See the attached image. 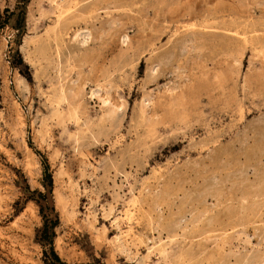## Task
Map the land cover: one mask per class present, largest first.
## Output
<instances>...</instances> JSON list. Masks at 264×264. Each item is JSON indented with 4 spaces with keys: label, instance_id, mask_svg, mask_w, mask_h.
<instances>
[{
    "label": "rangeland",
    "instance_id": "1",
    "mask_svg": "<svg viewBox=\"0 0 264 264\" xmlns=\"http://www.w3.org/2000/svg\"><path fill=\"white\" fill-rule=\"evenodd\" d=\"M34 191L67 264H264V0H0V264Z\"/></svg>",
    "mask_w": 264,
    "mask_h": 264
},
{
    "label": "trees",
    "instance_id": "2",
    "mask_svg": "<svg viewBox=\"0 0 264 264\" xmlns=\"http://www.w3.org/2000/svg\"><path fill=\"white\" fill-rule=\"evenodd\" d=\"M17 26L20 27V25ZM46 176L50 180V175L47 174ZM34 192L38 194L39 199H36V202L39 204L40 213L43 218V225L38 230V237L41 245L48 247V250H44V264H67L58 257L52 247L53 228L56 224V216L49 213V211L53 212V207L47 200L46 194L39 191Z\"/></svg>",
    "mask_w": 264,
    "mask_h": 264
},
{
    "label": "bare ground",
    "instance_id": "3",
    "mask_svg": "<svg viewBox=\"0 0 264 264\" xmlns=\"http://www.w3.org/2000/svg\"><path fill=\"white\" fill-rule=\"evenodd\" d=\"M81 6H82V5H81ZM92 7H93V4H90V5H87V6L81 7L82 9H81L80 11H78L76 15H75L76 12L73 11V12H74V13H73L74 15L72 14L71 18H69V17L67 18V17H66L65 19L62 18V16H61V15L64 13L63 10H62V11L60 12L59 16H58L57 19H56V22H55L56 24H55V26H54L53 29H52V34H53V32H54V33H57L58 30H61L62 27H63V24H64V23H70L71 20H74L75 18H79V17L82 16L85 12H87V11L90 12V9H91ZM76 8H79V7L77 6ZM61 9H62V8H61ZM66 10H67V9H66ZM66 10H65V11H66ZM68 10H69V9H68ZM72 10H74V9H72ZM92 12H93V11H92ZM67 13H68V12H67ZM65 14H66V13H65ZM65 14H64V15H65ZM87 15H88V14H87ZM68 16H69V15H68ZM81 18H82V17H81ZM79 20H80V18H79ZM77 21H78V20H77ZM77 21H75V22H77ZM61 23H62V24H61ZM67 25H68V24H67ZM51 28H52V27H51ZM54 35H55V34H54ZM57 35H59V34H57ZM60 35H61V34H60ZM57 38H58V37H57ZM59 38H60V37H59ZM56 40H57V39H56ZM185 46H186V45H185ZM42 50H43V49H42ZM40 52H41V50H40ZM42 52H43V51H42ZM46 52H47V51H46ZM53 53H54V52H53ZM45 61H46V60H45ZM46 62H48V61H46ZM49 63H50V62H49ZM152 69H153V68H152ZM94 91H95V90H94ZM62 95H63V94H62ZM204 152H205V151H204ZM256 194H257V193H256ZM254 195H255V194H254ZM76 199H77V198H76ZM136 203H137V202H136ZM142 208H143V207H142ZM138 211H139V210H138ZM144 211H145V210H144ZM140 213H141V212H140ZM141 214H142V213H141ZM141 214H140V215H141ZM147 214H148V213H147ZM145 217H146V216H145ZM134 218H135V217H134ZM146 218H148V217H146ZM160 219H161V218H160ZM90 221H91V220H90ZM160 221H161V220H160ZM160 221H159V222H160ZM162 221H164V219H162ZM102 227H103V226H102ZM146 229H147V228H146ZM140 232H141V231H140ZM97 233H98V232H97ZM104 233H105V230H104L103 228H102V230L100 229V235H101L100 237H103ZM97 235H98V234H97ZM136 235H137V234H136ZM98 236H99V235H98ZM98 236H97V237H98ZM137 236H138V235H137ZM152 236H153V235H152ZM114 237H115V236H114ZM112 238H113V237H112ZM143 238H144V237H143ZM215 239H216V238H215ZM97 240H99V239L97 238ZM115 240L117 241L118 238H115ZM120 242H121V241H120ZM120 244H121V243H120ZM123 245H124V244H123ZM206 247H207V246H206ZM177 259H178V258H177ZM138 261H139V260H138ZM178 261H179V259H178ZM181 261H182V260H181ZM181 261H180V262H181ZM180 262H179V263H180ZM176 263H177V261H176ZM181 263H182V262H181ZM182 264H183V263H182Z\"/></svg>",
    "mask_w": 264,
    "mask_h": 264
}]
</instances>
